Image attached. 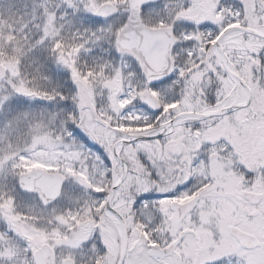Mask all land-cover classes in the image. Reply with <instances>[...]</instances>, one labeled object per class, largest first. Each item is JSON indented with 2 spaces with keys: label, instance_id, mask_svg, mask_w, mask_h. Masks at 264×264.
I'll return each instance as SVG.
<instances>
[{
  "label": "snow or ice",
  "instance_id": "1",
  "mask_svg": "<svg viewBox=\"0 0 264 264\" xmlns=\"http://www.w3.org/2000/svg\"><path fill=\"white\" fill-rule=\"evenodd\" d=\"M0 264H264V0H0Z\"/></svg>",
  "mask_w": 264,
  "mask_h": 264
}]
</instances>
